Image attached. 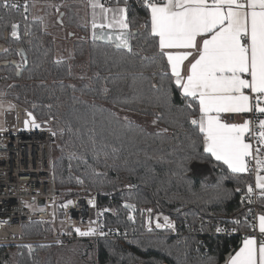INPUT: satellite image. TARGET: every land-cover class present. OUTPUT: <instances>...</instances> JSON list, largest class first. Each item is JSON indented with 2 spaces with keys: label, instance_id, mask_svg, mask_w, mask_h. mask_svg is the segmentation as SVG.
I'll return each mask as SVG.
<instances>
[{
  "label": "trees",
  "instance_id": "obj_1",
  "mask_svg": "<svg viewBox=\"0 0 264 264\" xmlns=\"http://www.w3.org/2000/svg\"><path fill=\"white\" fill-rule=\"evenodd\" d=\"M81 1L70 0L61 6L63 24L76 27L80 34L73 41L70 59L56 57L52 35L45 30L44 23L36 19L38 17H30L31 8L25 14L27 21L20 14L23 9L10 13L0 11V42L3 43L0 61H20L18 48L24 50L28 60L20 76L15 75L14 65L0 66V96L14 99L33 111L38 119L51 115L61 124L62 128L54 125L57 135L52 148L54 186L61 192L58 209L75 195L92 194L97 197L104 228L130 227L132 223L127 218L130 210L124 208V204L129 203L135 205L136 210L148 208L153 215L168 216L182 224L180 231L188 223L185 230L191 233L171 236L164 231H152L131 238L127 245L101 238L96 259L91 256L87 264H225V255L239 247L242 237L215 234L216 228L235 227L245 231L249 228L245 227V214L249 209L251 213L247 218L254 208L258 214H264V199L254 195L251 204L241 199L248 184L254 187L251 174L223 181L218 187L217 181L227 174L226 169L199 160L189 162L186 170L179 167L189 151L188 134L193 129L186 123L181 127L174 121L178 115L175 110L169 111L157 104L155 97L159 93L151 85L158 84L160 76H153L151 61L140 59L151 52L133 56L108 44L93 43L85 25L80 23L81 12L77 11L81 10ZM130 7L129 16L135 15L142 22L145 11L136 2ZM44 11L51 9L46 7ZM12 22L19 23L20 38L16 40L5 39ZM26 25L31 35H24ZM139 40L137 37L132 41L134 52L138 51ZM69 67L71 76L67 74ZM96 73L108 80H97ZM133 75L136 76L135 86ZM85 85L90 89L83 90ZM102 85L109 89L106 95L100 93ZM165 85L168 87L167 82ZM174 89L171 85L172 101L179 106L183 98ZM117 99H127L130 103H114ZM47 105H52L51 109ZM117 108L156 120V123L147 126L132 117H123L116 112ZM65 121L71 123L72 132L65 127ZM90 129L95 130V150L89 144ZM199 151H203L202 145ZM93 169L103 175L94 176ZM77 176L84 181L82 184L77 183ZM104 209L108 211H102ZM235 220L241 223H233ZM52 232L53 225L49 222L34 221L22 227L24 237ZM78 242L87 244L83 253L90 255L93 244ZM18 245L26 244L0 245V264H60L62 258H66L60 255L66 243L32 245L31 256L27 248Z\"/></svg>",
  "mask_w": 264,
  "mask_h": 264
},
{
  "label": "snow or ice",
  "instance_id": "obj_2",
  "mask_svg": "<svg viewBox=\"0 0 264 264\" xmlns=\"http://www.w3.org/2000/svg\"><path fill=\"white\" fill-rule=\"evenodd\" d=\"M106 2L88 0L91 8V39L93 43L104 41L133 56L151 52V55L140 56V59L151 61L153 76H160V82L151 85L159 93L155 97L157 104L167 107L169 111L175 110L178 115L173 118L174 121L181 127L186 123L193 129L188 134L189 151L180 161L179 167L186 170L189 162L199 160L226 169L227 174L217 181L218 187L223 181L239 179L242 174L254 172L255 188L248 184L245 196L241 199L247 200L249 204L253 202L254 195L264 199V0H138L146 13L142 22L135 15L129 16L132 11L129 0H116L114 6H105ZM49 6L57 7L59 11L58 6ZM20 9L18 0H0V11L20 12ZM28 11V0H24L23 12L20 14L25 21ZM36 19L43 25L42 17ZM10 27L11 36L19 39V23L12 22ZM24 35H31L27 25ZM137 37L140 38L139 47L134 52L132 41ZM17 54L20 61L11 63L15 65V75L20 76L28 60L22 48L17 49ZM56 62L59 64L61 60ZM67 74L72 75L71 67ZM95 76L97 80H108V77L101 78L99 73ZM139 76L142 77L143 73ZM135 84L136 76L133 75V86ZM171 85L183 98L179 106L172 101ZM89 89L90 86L85 85L83 90ZM108 92V87L102 85L100 93L106 95ZM114 103L128 104L130 101L117 99ZM47 107L51 109L52 105ZM249 113L256 118L229 122L232 114ZM26 116V127L29 124L32 128L42 127L33 112H27ZM53 119L56 118L50 115L49 120ZM43 124H48V120ZM65 127L72 132L70 122L65 121ZM49 131L53 136L57 135L51 128ZM163 131L167 132V129ZM89 144L93 150L96 149L94 129L89 130ZM201 145L202 152L199 151ZM107 158L105 153V160ZM92 174L103 175L95 169ZM75 179L77 183L84 182L79 176ZM71 204L73 201L69 200L61 207L67 208ZM88 204L95 207L94 200L90 199ZM124 208L132 210L135 205L125 203ZM146 211L151 213L152 209ZM250 213L251 209L245 214V227L258 228L264 237V214L257 215L253 223L247 221ZM128 219H133L131 214ZM163 221L157 222L155 227L175 230V223L169 217L164 216ZM93 223L97 222H90ZM233 223L239 225L241 222L235 220ZM148 230L151 231V227ZM237 230L232 229L233 232ZM73 231L81 237L106 235L99 224L87 230L74 228ZM223 231L227 230L216 228L217 233ZM18 247L27 248L31 256V244ZM225 264H264V239L258 241L255 236L246 235L235 254L226 258Z\"/></svg>",
  "mask_w": 264,
  "mask_h": 264
},
{
  "label": "built area",
  "instance_id": "obj_3",
  "mask_svg": "<svg viewBox=\"0 0 264 264\" xmlns=\"http://www.w3.org/2000/svg\"><path fill=\"white\" fill-rule=\"evenodd\" d=\"M70 0H28L29 8L36 5L67 3ZM74 1V0H72ZM23 9L24 0H18ZM103 2V0H102ZM138 0H129L131 5ZM116 0H107L105 6H111ZM0 103L7 104L2 111V124L0 125V245L8 244H47L62 245L73 241H86L93 244L98 249L101 238L109 239L113 242L127 245L131 238L146 235L152 231H164L171 236H187L191 233L185 230L188 223L183 226L184 230L180 231L182 224L175 223V230L157 229L156 223H163L165 215H153L144 208L129 211L127 218L131 214L133 219L130 220L131 226L128 228L118 229L104 228L101 223L100 206L97 197L92 194L75 195L70 200L73 204L67 208L58 209V200L60 190L55 188L53 180L52 148L55 144V137L49 131H56L54 125L61 124L56 120L38 119L42 124L41 128H32L31 124L25 126L26 113L31 111L14 99L7 96H0ZM11 105V107H10ZM33 112V111H31ZM34 114V113H33ZM256 117L249 114H232L229 122H242L244 119H255ZM48 120V124H43ZM255 188V173L251 174ZM94 200L95 207L88 204L89 200ZM42 201V202H41ZM69 201V200H68ZM66 203V202H65ZM64 203V204H65ZM258 215L256 208L253 209L248 222H255L254 218ZM168 217V216H167ZM34 221L49 222L53 225V232L49 235L38 237H24L22 235L23 225ZM59 221V224L54 222ZM91 221L97 223L90 224ZM102 226V231L106 234L101 237L98 234L94 236H78L73 229L80 228L87 230L90 226ZM151 227V231L148 228ZM226 229L218 235H240L243 238L246 235H253L259 241L264 239L257 229L249 227L245 231H235V227H220ZM111 229L112 231H109ZM195 228H192L194 231ZM211 234V232H208ZM60 241L61 243H57ZM129 264H148L145 262H136Z\"/></svg>",
  "mask_w": 264,
  "mask_h": 264
},
{
  "label": "rangeland",
  "instance_id": "obj_4",
  "mask_svg": "<svg viewBox=\"0 0 264 264\" xmlns=\"http://www.w3.org/2000/svg\"><path fill=\"white\" fill-rule=\"evenodd\" d=\"M65 3H55L56 6L59 7V11H57V7H50L49 5L52 4H43L39 5L30 10V17L36 18V17H42L44 28L47 32H49L52 35V38L54 39L55 43V55L57 58H64V59H70L73 55V41L80 37L79 29L76 27L69 28L68 26L63 24L62 21V15L61 14V6ZM88 4V3H87ZM86 4V7H87ZM49 7L51 11L45 12L44 8ZM78 13L81 12L80 9L77 11ZM80 23L85 25V28L87 31L92 33V29L90 27V21H91V13L90 17H86L85 13L80 14ZM71 33V35H70ZM2 107H0V113L7 107V104L0 103ZM117 113H120L123 117H132L137 122H141L142 124H145L147 126H153V120H148L144 117H141L137 114L131 113L129 111L117 108ZM2 124V114H0V125ZM55 224H59V221L54 222ZM37 245V244H36ZM86 243L81 242H73V243H66L61 249H60V255L66 258H62L60 264H73V261L76 260V264H87V260L92 256L96 259L97 257V249L92 248V251H90V255L84 256L83 251L87 248ZM94 253V255H92ZM71 254V255H70Z\"/></svg>",
  "mask_w": 264,
  "mask_h": 264
},
{
  "label": "water",
  "instance_id": "obj_5",
  "mask_svg": "<svg viewBox=\"0 0 264 264\" xmlns=\"http://www.w3.org/2000/svg\"><path fill=\"white\" fill-rule=\"evenodd\" d=\"M9 37L12 38V39H14V40H16V38H13V37L11 36V31L5 34V39H7V38H9ZM96 42L106 44L104 41H96ZM113 47H114V46H113ZM2 49H3V43L0 42V52L2 51ZM11 61H15V60H11ZM11 61H9V63H7V64L4 63L5 61H0V66L6 67V66H9L10 64H11V65H14V64L11 63ZM14 66H15V65H14ZM26 66H27V65H25V67H26ZM41 202H42V201H41ZM234 252H235V249H233V250H231L230 252H228V253L225 255V260H226V258H227L229 255H233Z\"/></svg>",
  "mask_w": 264,
  "mask_h": 264
},
{
  "label": "crops",
  "instance_id": "obj_6",
  "mask_svg": "<svg viewBox=\"0 0 264 264\" xmlns=\"http://www.w3.org/2000/svg\"><path fill=\"white\" fill-rule=\"evenodd\" d=\"M88 3V0H82L81 1V13H85V15H86V17H90V13H91V8L89 7V5L87 4ZM86 4H87V7H86ZM115 5V3H113L111 6H114ZM88 35H90L91 36V34H90V32L88 31ZM259 215V214H258ZM241 243H242V241H241ZM241 246V244L239 245V247ZM239 247L236 249V250H238L239 249ZM235 250V251H236ZM234 254H235V252H234ZM233 254V255H234Z\"/></svg>",
  "mask_w": 264,
  "mask_h": 264
}]
</instances>
